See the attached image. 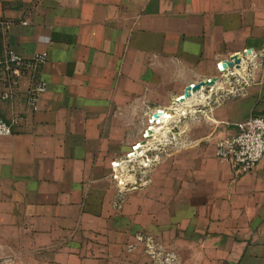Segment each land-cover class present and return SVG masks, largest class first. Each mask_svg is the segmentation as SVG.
I'll list each match as a JSON object with an SVG mask.
<instances>
[{
  "label": "crops",
  "instance_id": "1",
  "mask_svg": "<svg viewBox=\"0 0 264 264\" xmlns=\"http://www.w3.org/2000/svg\"><path fill=\"white\" fill-rule=\"evenodd\" d=\"M9 49L48 55L47 90L34 109L28 75L0 100L14 131L0 137V243L64 259L142 236L185 264H264V157L245 175L216 157L237 124L264 116V62L242 92L179 105L192 113L184 146L149 186L120 197L112 169L152 110L245 50L262 61L264 0H0V59Z\"/></svg>",
  "mask_w": 264,
  "mask_h": 264
},
{
  "label": "built area",
  "instance_id": "2",
  "mask_svg": "<svg viewBox=\"0 0 264 264\" xmlns=\"http://www.w3.org/2000/svg\"><path fill=\"white\" fill-rule=\"evenodd\" d=\"M248 51L237 54L241 58L239 67L221 69L226 60L217 64L219 76L216 84L203 87L196 93L200 105L209 106L214 96V103L218 104L223 95L226 97L238 94L255 82V72L263 65L264 58L261 61L260 54ZM47 60L46 53L26 59L12 49L7 50L0 59V100L14 99L22 79L31 75L33 85L29 100L32 107L37 109L41 96L47 90V82L41 77V69ZM182 97L183 95L178 100ZM168 111L169 118L160 116ZM176 111L172 107L152 110L138 142L125 156L112 163L113 180L120 193L149 186V174L153 168L171 150L184 146L183 136L189 123L187 116L192 113L187 109L184 112ZM237 128V135L218 143L216 157L221 163L228 164L237 175H245L252 172L264 157V116L251 117L237 124ZM148 131L152 132L151 135H148ZM13 133V123L5 121L0 113V137H9Z\"/></svg>",
  "mask_w": 264,
  "mask_h": 264
},
{
  "label": "rangeland",
  "instance_id": "3",
  "mask_svg": "<svg viewBox=\"0 0 264 264\" xmlns=\"http://www.w3.org/2000/svg\"><path fill=\"white\" fill-rule=\"evenodd\" d=\"M36 247L25 242L0 243V264H185L169 245L142 236L125 243L124 247H86L89 252H77L74 256H65L66 259H56L54 251Z\"/></svg>",
  "mask_w": 264,
  "mask_h": 264
},
{
  "label": "water",
  "instance_id": "4",
  "mask_svg": "<svg viewBox=\"0 0 264 264\" xmlns=\"http://www.w3.org/2000/svg\"><path fill=\"white\" fill-rule=\"evenodd\" d=\"M248 52L250 53L251 50H249ZM240 62H241L240 56L236 55V56L232 57L230 60H226L220 68L226 69L227 67L232 68L233 66L239 67ZM216 82H217V77H214L211 79L203 80V81L199 82L198 84H195L194 86H188V88H186V90L183 94L181 101H186L187 99L192 97L193 94L200 91L203 87L205 88L208 86H213L216 84Z\"/></svg>",
  "mask_w": 264,
  "mask_h": 264
},
{
  "label": "bare ground",
  "instance_id": "5",
  "mask_svg": "<svg viewBox=\"0 0 264 264\" xmlns=\"http://www.w3.org/2000/svg\"><path fill=\"white\" fill-rule=\"evenodd\" d=\"M193 96L195 97V94H194ZM188 100H189V99H187L186 101H181V100H179V101L173 106L172 109H173V110H177L176 112L181 111V108H179V105H180V104H185V103H187V102H190V101H188ZM194 103H195V102H194ZM197 103H198V102H197ZM180 107H181V106H180ZM183 111H185V109H183ZM160 116H161V117H164V118H169L168 115H167L166 113H161ZM151 133H152V132L149 133V131H148V135H151Z\"/></svg>",
  "mask_w": 264,
  "mask_h": 264
}]
</instances>
